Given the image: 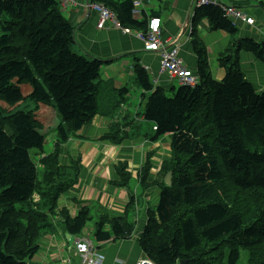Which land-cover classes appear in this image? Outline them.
<instances>
[{"label":"trees","instance_id":"1","mask_svg":"<svg viewBox=\"0 0 264 264\" xmlns=\"http://www.w3.org/2000/svg\"><path fill=\"white\" fill-rule=\"evenodd\" d=\"M89 2L112 11L122 27L147 29L146 20L133 16V0ZM61 5L60 0H0V101L12 107L28 98L34 109L51 106L60 118L52 152L45 154L34 110L7 113L0 108V264H27L43 236L54 231L58 200L80 176L79 157L73 160L69 154L63 160L69 140L88 141L78 133L100 117L107 132L96 140L120 146L135 125L140 127V115L155 128V140L170 137L159 181H148L156 166L153 152H146L141 164V194L151 187L158 191L139 240L143 254L154 264H236L243 249L247 264H264V92L245 79L238 58L240 51L249 52L264 64V42H234L219 56L225 75L216 81L203 44L194 37L199 81L194 87L179 86L172 97L136 65L134 82L143 92L137 107L149 95L140 114L129 108L123 112L131 103L129 89L114 88L102 78L104 63L76 53L74 28ZM221 7H198L194 19H206L212 31L237 35V19L231 22ZM21 84L31 87L27 97ZM32 150L39 160L31 158ZM114 169L118 180L111 184L127 188V163L118 162ZM167 173L172 174L170 186L164 182ZM127 206H134L133 197ZM62 214L64 228L74 236L92 220L88 207L73 218L67 210ZM94 232V240L107 242L132 231L127 221L114 218L108 225L99 220Z\"/></svg>","mask_w":264,"mask_h":264},{"label":"crops","instance_id":"2","mask_svg":"<svg viewBox=\"0 0 264 264\" xmlns=\"http://www.w3.org/2000/svg\"><path fill=\"white\" fill-rule=\"evenodd\" d=\"M217 1L222 6L242 10L246 5L260 2L258 9L251 10V16L255 20L254 25L250 26L239 20L234 21L233 24L238 29V34L235 35L238 40L251 38L259 44L264 42V0ZM88 4H90L89 0H71L66 6L62 3L61 13L74 28L76 53L104 63L103 80H110L116 89L127 88V82L130 80L134 82V68L138 65L147 71L155 87L163 88L167 92V90L174 91L175 82L181 86L177 81L173 80L170 83L166 76L158 74L160 61L158 54L145 51L143 43L136 36L124 34L119 28H112L109 22H106L102 29H98V15L90 9ZM133 4L136 12L133 11L135 20L139 22L146 20L148 23L152 18L160 20V38L165 43L171 42L167 44V48L173 46L172 43L178 40L176 45L179 47L178 56L186 68L196 76L197 83L199 80L196 72L199 62L193 53L191 44L194 37L203 44L208 72L216 81L224 77V69L220 67L219 61L215 66L214 61L231 46L235 36L224 31L210 30L208 21L204 18L196 21L194 19L195 9L201 7L196 5V0H133ZM193 29L194 33L191 34ZM148 30L147 25L146 30H136V32L145 34ZM238 58L240 70L245 79L251 83L256 92H264V64L249 52L240 51ZM136 87L142 95V90L137 85ZM148 95H145L146 100ZM126 108H135V105L131 102L128 107L123 108V112H127ZM136 121L140 127L135 125L133 134L129 131L127 134L129 136L120 146H111L97 141V138L107 132L108 125L100 117L94 118L90 126L78 133L85 139H89L88 141H82L79 138L69 140L68 149L64 147L63 153L66 152L67 157L70 154L73 160L80 158L79 180L66 195L58 200L57 216L52 218L54 231L47 232L43 236L40 249L28 264H80V258L75 252V243L81 238L90 239V237L84 231L79 236L68 234L61 215H63V209L67 210L73 218L81 207L90 209L92 220L89 223L94 221L96 225L99 220H106L108 225L111 219L122 218L130 224L132 231L129 237L120 240L112 238L107 242H97L90 239L96 249L93 251L94 256L91 257L93 264H137L146 257L140 249L139 240L147 222V210L151 208L150 195L157 189L156 187L147 188L141 194L139 174L144 150L141 149V145L142 147L147 146V150L154 149L153 158L159 159L158 161L152 159L156 166H152L150 170L148 181L151 182L160 171V163L169 155L170 137L167 135L162 137L165 146L162 149L160 138L157 140L153 138V125L145 122L141 115ZM124 123L129 124L125 121ZM145 127H148L151 133L146 135ZM118 162L127 163L130 182L135 181L133 188L130 187V182L127 188L111 184L112 181L118 180L114 169ZM132 197L134 206L128 208L127 205ZM61 199V204H59ZM66 260H69V263H65Z\"/></svg>","mask_w":264,"mask_h":264},{"label":"rangeland","instance_id":"3","mask_svg":"<svg viewBox=\"0 0 264 264\" xmlns=\"http://www.w3.org/2000/svg\"><path fill=\"white\" fill-rule=\"evenodd\" d=\"M70 1L69 0H60V2L63 3V6H66ZM198 3H199V0H196V5L197 6H198ZM212 3L213 2H210L209 4H212ZM88 6L90 7L91 10H94L97 13V15H98L97 28L98 29H102L105 26L106 23L104 24V26L102 28H100V24H101L103 16L101 15V12L99 10L95 9V7L98 6V7L104 8L106 10H108V9L105 8L104 6L96 4V3H90V4H88ZM259 6H260V2H254V3H251L249 6H247V5L244 6L245 7L244 10H242L241 8L240 9L238 8L237 12H239L245 18L253 20V25H254L255 20L251 16V10L258 9ZM223 7H225V6H222L221 8H223ZM108 11H110V10H108ZM110 12L113 14L112 11H110ZM114 18H115V21H112V20L107 21V22L110 23L112 28H119L124 34H133L134 36H136L143 43V46H145L144 42L142 40V37H141L142 34L137 33L135 29L128 28V27H122L120 25V23L117 21L115 15H114ZM239 21L243 22L244 24H247V22H244L243 20H239ZM247 25H250V24H247ZM239 35H241V32H239ZM0 36H1V30H0ZM73 36H74V34H73ZM158 38H159V40H161L160 35H159ZM190 38H192V36ZM234 38H235V40L232 41L231 46H233L232 44L234 42H238V39L236 38V36ZM177 41L172 43L173 46H171L170 48H167V44H169L171 42L165 43V42H163L161 40V43H162L163 47L165 48V50H167V51L170 50L173 47H175L176 50H178L179 47L176 46L177 45ZM231 46L229 48H231ZM218 59H219V57H217L215 59V61H214L215 66H217V64H218ZM164 76H166L168 78V81L170 83H172L173 78H171L169 75H165V74H164ZM173 86H174V91L167 90L166 96L172 97V95L174 93H176L179 85L175 82L173 84ZM181 86H184V85H181ZM126 87L130 91V93H129L130 102H133V105H135V108H129V110L131 112H133V113L138 110V112L141 113L143 111V109H144V104H145L146 99H143L141 104H140V106L137 107L138 104L141 101V91L136 87V85L134 84L133 80H130V82H127ZM20 89H21L22 95L24 97H27L30 94L31 87L28 84H21L20 85ZM22 102L23 103H21L20 105H15V106L9 107V105H7L4 101H0V108L4 109L5 112H7V113L17 112V111L26 112L28 110H34L36 120L39 121L40 124H41V128L39 129V131L45 137L44 145H43V151H44L45 154L51 153L52 149H53L54 142L56 140V127L60 123V118L58 117L56 111L51 106L44 105V104H38L37 108L34 109V104L30 103L31 101L28 98H26ZM144 131H147L148 133H151V131H150V129L148 127H145ZM159 140H160L159 142H161L160 146L163 149L165 146H164L162 137ZM67 149H68V147H67ZM141 149L142 150L144 149L143 152H142L141 163H140V164H143L144 163V158H145V152L146 151L147 152H153V156H154V149L147 150V146L142 147V145H141ZM63 151H64V149H63ZM30 154H31V158L33 160H39L40 159V157L37 156V151L32 150L30 152ZM153 156L151 158L152 162H153V160L154 161H158L159 160L156 157L153 158ZM63 160L66 161V152L63 154ZM159 178H160L159 174H157L154 180L159 181ZM134 185H135V181L131 180L130 187L133 188ZM61 201H62V199L59 201V204H61ZM150 201H151L150 202V207L154 208L156 206L157 202H158V191L155 190V191H153L151 193ZM93 224H94V221H92L91 223H88L86 229L84 230V233L88 234V236L90 237L91 241H93V239H94L93 238ZM247 260H248L247 250L241 249L240 250V257H239V260L237 261L236 264H247Z\"/></svg>","mask_w":264,"mask_h":264},{"label":"built area","instance_id":"4","mask_svg":"<svg viewBox=\"0 0 264 264\" xmlns=\"http://www.w3.org/2000/svg\"><path fill=\"white\" fill-rule=\"evenodd\" d=\"M210 2H213L212 5H218L216 0H199L198 6L209 5ZM95 9L99 10L103 16L100 28H102L109 20L115 21L114 15L110 11L98 6H96ZM222 10L228 19L243 20L244 22H247V24L253 25V20L245 18L239 12L231 9L230 7H223ZM134 13L136 12L134 11ZM160 24L161 22L158 18H152L148 23V32L141 35L145 45V51L155 52L158 54L160 58L158 74L160 76H163L164 74L169 75L174 81L178 80L179 82H177L180 85L194 87L197 83L196 76L193 72L186 68L184 62L179 58L178 50H176V48H171L168 51L165 50L161 40H159ZM160 47H162V49H160ZM146 69H148V67H146ZM77 248L81 260L80 264H93L91 257L94 256V253L90 247V243L88 241H84L83 243L78 244ZM137 264L151 263L142 260Z\"/></svg>","mask_w":264,"mask_h":264},{"label":"clouds","instance_id":"5","mask_svg":"<svg viewBox=\"0 0 264 264\" xmlns=\"http://www.w3.org/2000/svg\"><path fill=\"white\" fill-rule=\"evenodd\" d=\"M167 175V174H166ZM165 175V176H166ZM165 178V177H164ZM84 241H88L89 243H90V247H91V249H92V251H94V250H96L95 248H94V246H93V243L90 241V239L89 238H81L80 240H78V241H76V243H75V252H76V255L77 256H79V252H78V248H77V245L78 244H81V243H83ZM80 258V257H79ZM147 261V262H149V263H151V264H154V263H152L148 258H143V259H141L140 261ZM139 261V262H140ZM65 263H69V260H66L65 261ZM80 263H81V260H80Z\"/></svg>","mask_w":264,"mask_h":264},{"label":"water","instance_id":"6","mask_svg":"<svg viewBox=\"0 0 264 264\" xmlns=\"http://www.w3.org/2000/svg\"><path fill=\"white\" fill-rule=\"evenodd\" d=\"M171 177H172V174L171 173H167V175L164 178V182L168 186L171 185ZM180 264H185V263H180Z\"/></svg>","mask_w":264,"mask_h":264},{"label":"bare ground","instance_id":"7","mask_svg":"<svg viewBox=\"0 0 264 264\" xmlns=\"http://www.w3.org/2000/svg\"><path fill=\"white\" fill-rule=\"evenodd\" d=\"M160 49H162V47H160Z\"/></svg>","mask_w":264,"mask_h":264}]
</instances>
